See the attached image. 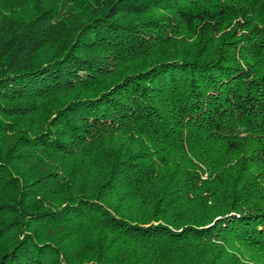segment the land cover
I'll use <instances>...</instances> for the list:
<instances>
[{
	"label": "trees",
	"instance_id": "16d2710c",
	"mask_svg": "<svg viewBox=\"0 0 264 264\" xmlns=\"http://www.w3.org/2000/svg\"><path fill=\"white\" fill-rule=\"evenodd\" d=\"M0 264H264V0H0Z\"/></svg>",
	"mask_w": 264,
	"mask_h": 264
}]
</instances>
